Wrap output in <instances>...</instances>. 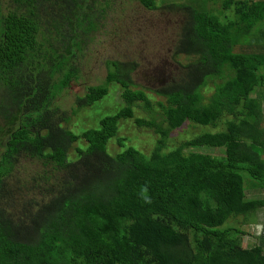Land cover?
Wrapping results in <instances>:
<instances>
[{"label": "trees", "instance_id": "16d2710c", "mask_svg": "<svg viewBox=\"0 0 264 264\" xmlns=\"http://www.w3.org/2000/svg\"><path fill=\"white\" fill-rule=\"evenodd\" d=\"M164 3L176 70L152 88L133 56L101 55L104 78L85 79L100 38L128 44L121 0H0V264H264V0ZM113 83L121 105L78 127ZM130 119L150 149L119 135ZM188 125L214 131L177 142Z\"/></svg>", "mask_w": 264, "mask_h": 264}, {"label": "rangeland", "instance_id": "374dc122", "mask_svg": "<svg viewBox=\"0 0 264 264\" xmlns=\"http://www.w3.org/2000/svg\"><path fill=\"white\" fill-rule=\"evenodd\" d=\"M164 1L166 0H156L157 9L147 10L140 7L135 1L131 0H121L124 11L119 13L122 20L121 24L123 33L121 34L122 39L128 40V44H121L118 40L111 39L113 36V31H109L106 35V40L103 41L100 37L101 45L98 58H90L89 71L84 72V76L89 77L88 84H98L104 78L106 71L101 64V55L109 58L118 57L123 58V56H133L134 59L142 64L139 70V75H135L137 83L142 86L157 87V83L172 78L176 70L174 63L169 57H167L169 46L176 40V33L179 31L178 27L181 23V16L179 14H174L164 8ZM176 2H186L187 0H175ZM209 8L220 9L219 4L207 3ZM116 14V11H115ZM112 16H116L112 14ZM113 22L112 24H114ZM136 57V58H135ZM89 58V56L87 57ZM168 60V61H167ZM87 83V82H86ZM85 85L80 84L76 88V93L82 95L85 92ZM121 89L117 84L110 85V92L96 105L85 110H80L78 114L73 117L78 122V127L84 129L88 127H97L99 119L110 115L116 110L122 103L120 97ZM149 92V91H147ZM74 92L68 94L63 101V106L67 111L74 105ZM155 98L158 100L159 97ZM72 105V106H71ZM262 106L264 109V100L262 101ZM74 107V106H73ZM133 120L125 121L122 125L119 135L131 139L130 143H136L143 149H150L153 142L152 135L147 130L140 131L134 123ZM214 131L211 127H200L188 125L185 128L177 131L176 141L190 138L192 135H196L204 130ZM109 149L111 152H116L119 150V146L113 139L109 144ZM203 152L210 153L211 155H221L223 154L220 149H204ZM248 196L251 198L258 197L260 190H249L247 192ZM261 213L257 215L258 224H251L245 227L247 233L243 235V242L246 245L253 246L257 243V237L261 233Z\"/></svg>", "mask_w": 264, "mask_h": 264}]
</instances>
